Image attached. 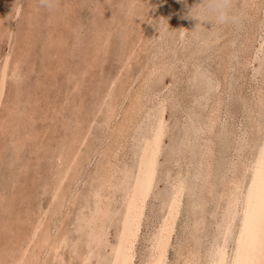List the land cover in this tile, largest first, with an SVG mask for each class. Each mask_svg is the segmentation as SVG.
<instances>
[{
	"label": "rangeland",
	"instance_id": "1",
	"mask_svg": "<svg viewBox=\"0 0 264 264\" xmlns=\"http://www.w3.org/2000/svg\"><path fill=\"white\" fill-rule=\"evenodd\" d=\"M51 3L48 7L41 0H0V264H12L18 245L39 218L42 224L37 231L36 244L46 232L53 238L66 235L59 250L63 255L53 259L45 247L40 259H47L48 264H103L110 247L108 243L114 241L116 234L123 182H119L106 199L104 232L101 230L103 234L98 237L103 241L106 236L107 243L102 244L96 238L99 240L96 244L88 245L84 233L87 229L83 227L85 220L79 219L82 209L84 214H90L89 206L93 208L92 192L100 180L104 153L113 141L111 134L123 122L130 95L139 88L142 75L156 65L158 68L155 67L149 78L148 90L171 83L163 111L167 126L163 142L168 145L185 126L184 118L188 117L192 96L203 88L204 81L194 83L195 70L205 69L207 75L214 77L223 69L227 70L228 78L220 86V95L225 92L227 95L231 91L227 86L236 79L238 84L230 85L237 86L238 90L243 88L248 76L246 38L250 35L254 15L250 7L243 10L235 7L234 17L241 16L243 11L239 21L233 19L228 24L215 25L202 21L199 33L207 35L217 29L220 38L210 39L197 53L193 27L195 16L201 15L202 0H51ZM156 3L164 4L156 6L159 8L149 17ZM234 4L241 5L238 0ZM186 20L191 21L186 24ZM182 24L186 27L185 40L183 37L180 41L176 38ZM174 57L180 60H172ZM16 59L24 63L18 62L17 76L11 73ZM260 59L262 53L254 62L256 66L264 57ZM115 102L119 105L113 115ZM82 137L77 147L78 158L72 161L57 187V179L65 172L71 157L64 160L59 154L68 150L69 156L75 140ZM127 140L116 163V174H121L122 165L129 167L133 163L134 147L131 137ZM157 177L152 199L159 193L162 197L165 190L166 181L160 175ZM206 205L198 210L205 211ZM154 208L149 203L148 217L154 216ZM198 233L201 236L203 231ZM81 235L85 241H80ZM89 248L87 262H83L81 255Z\"/></svg>",
	"mask_w": 264,
	"mask_h": 264
},
{
	"label": "bare ground",
	"instance_id": "2",
	"mask_svg": "<svg viewBox=\"0 0 264 264\" xmlns=\"http://www.w3.org/2000/svg\"><path fill=\"white\" fill-rule=\"evenodd\" d=\"M235 1L237 0H234V3ZM238 1L240 2L241 5H248V7L251 8V11L254 15L253 25L250 35H248V37L246 38L248 42L247 53H246V67H247L246 73L248 76L247 79L244 77L245 79H244L243 88L239 87L240 89L238 90L237 86L235 87L234 85H230L231 83H234L236 85L238 84L237 82H235L237 81V79L233 81L231 79L232 82L229 84L230 86L225 85L228 87L227 89L231 91L227 95H224L227 92L223 94L224 96L220 95V86L222 85L223 82H225V79L228 78L227 70L223 69L220 75L218 76L215 75V77L212 75H208L213 82L212 86L209 87L206 82L202 84L203 86L202 85L198 86L200 88L202 86L203 90L200 89L201 92L194 94L192 96L189 105L190 108L188 107V114H187L188 117L187 119L184 118L185 126H183L182 131L179 132L178 135L177 134L174 135L172 139H170L171 141L170 144L168 145H164L163 136H162L160 148H159V155L157 157L155 173L150 179V188L144 193L142 198L138 197L137 201L133 200V194L138 193L137 178L141 177V180L143 179L141 173V157L144 154V147H145L144 141L147 139V134L149 132V129L153 125L159 126L161 121H163L164 128L166 129L167 127L166 120L163 117V111H165L164 107L166 104L164 103L162 105L161 102L162 101L166 102V99L170 93L171 83L166 84L164 82L165 85L163 84L161 87L148 90L147 84L150 80L149 78L151 77L155 67L156 69L158 68L156 65H153V69L151 67V69L150 70L148 69L149 71H147L145 75H142L139 88L130 95L129 104L124 111L123 122H121L118 128H116L113 134H111V136L114 135L113 141L110 144V146L107 147V150L104 153V161L102 162L101 173L99 176L100 180L92 192L93 208L90 207L91 205L89 206L90 214H84V211L82 209L81 217L79 219V220L81 219L85 220L84 221L85 226L83 225L82 226L86 227L87 230L86 229L85 230L87 232H84V230L82 232L87 234L86 235L87 236L86 238H88L87 244L88 245L90 243L92 245L96 244L95 242L97 241L96 238H99L100 237L99 235L103 234L102 232H104L102 228H103V223L106 220L103 219L104 218L103 216L106 214V210H104V208H106L105 204L108 194L110 191H112L115 187L118 186L119 182H123L124 190L121 199L119 198L121 200V205L119 204L120 208L117 206L119 208V213L117 220L118 222H116L117 227H115L117 228L115 230L116 234L114 235L115 232L113 231L112 234L115 236V238L112 243H108L110 247L108 251L105 253L106 255L102 252V254L106 256V259L104 258L105 261H103V264H198V261L201 258L200 253H201L202 245L207 235L212 232L213 226L215 224V220H214L215 201L218 199L219 195L226 190V187L231 179V169L233 166V161L237 155L236 136L240 133L241 129L243 128L245 131H247V133L252 139L258 138L260 133L261 112H262V107H264V71H262V69H264V59H263L264 30H262L261 28V21L262 19H264V16H262L261 0H238ZM157 4L158 3L152 5L151 14L149 17L152 16L155 8H159L156 6H160L161 4L164 3H160V5ZM197 16H195L194 18L195 22L193 28H194V33L196 32V36L194 38L196 39L195 48L198 53V51L201 50L202 45L204 46V43L206 44L209 43L210 39L212 40L215 39L214 41H216L217 39L219 40L220 35H218V31H216L217 29L213 31L211 30V33L209 32L210 34L206 33L207 35H203V33H199V28L201 26L202 21L199 20ZM187 20L185 22L186 24H188V22L191 21L189 20L187 22ZM184 28L186 27H184V24H182L178 32V37L176 39L182 41L181 39L184 37L185 40ZM191 30H192V26H191ZM24 45L25 43H23V46ZM133 45L134 48L135 44ZM193 53L194 52H192V54ZM261 53L263 60L260 59L262 60V62H260L256 66L254 62L256 58L260 56ZM16 57L17 56H15V58ZM21 59L23 60V58ZM189 59L190 58H188V60ZM17 60L18 59L14 60L15 61V63L13 64L14 67L13 69H11L12 70L11 73L14 74L15 76L19 75L18 70H19V64L21 63L20 59L19 61ZM172 60L179 61L180 58L174 57V59ZM18 62L20 63L18 64ZM168 62L170 61L168 60ZM178 65L180 66V64ZM5 69L6 67H4L3 71H5ZM198 70L203 73H206L205 69L203 70L199 68ZM198 70H195L192 76L194 83H199V80L197 79ZM9 79L7 77V80ZM190 80L192 79L190 78ZM16 88L17 87H15V89ZM1 89L2 88H0V91ZM212 95L215 96L211 97ZM126 97L128 98L127 95ZM209 98L212 99L211 102H209L210 101ZM118 103L119 102H115L114 106L111 105L113 115H115L114 112L117 111L116 108L119 105ZM195 103H197L200 106L204 105L205 107L203 106V108H200V106L199 107L197 105L194 106ZM205 104L208 105L206 106ZM108 136L110 135H107V137ZM128 137H131V141H132L131 146L134 147L133 163L129 167L122 165L119 170V173L121 174H118V172L116 174L114 173L116 169V163L119 160L120 151L122 150L123 146L126 144V141L130 140V139L127 140ZM81 140H83V137L79 140H75L76 144L74 145V148L70 151L69 156L67 155L68 150L64 151L65 154L64 153L59 154L60 157L63 158L64 160H67L68 157L70 156L71 157L68 163L66 164L65 172L57 179L56 182L57 187L63 181L65 174L70 169L72 161L76 159V157L78 158V152H77L79 148L78 143L82 142ZM185 141L189 142L187 148L182 154H178L174 149H176L180 144L184 143ZM213 141H216L217 144L216 143L213 144ZM250 151L251 150H249V152ZM131 155L132 154H130V157ZM130 157L128 156L127 158L129 159ZM181 174H183V176L186 177L188 191L184 194L182 199L177 201L175 214L170 217V212H172L173 199L175 196L174 185L176 183L177 177ZM159 175L161 179H164L166 181V184L164 182L165 184V188H164L165 190L163 192L164 194L163 195L161 194L162 197L160 196V193L159 195H154L155 199H152L154 187L157 182L156 180H158L157 176ZM73 185L72 186L70 185L71 186L70 188H72ZM88 195L86 196V198L88 197ZM118 202L120 201L118 200ZM149 203H151V205L155 207L154 209H156L154 216L152 217H148L146 214V208L148 207ZM205 203L207 204L205 211L200 212L198 209L202 208V206H204ZM46 206L48 208V205ZM85 208L86 207H84V209ZM40 209L42 210V208ZM41 215L43 216V214ZM112 215L110 216L113 217L114 215L113 216ZM190 215L191 217H189ZM110 216L107 219H109ZM115 218L117 219V217H114V219ZM111 220H108V222ZM111 222L113 224V221ZM41 224L42 221L40 220V218L37 220V222L33 224L31 231L26 235L22 243L18 245V250L16 251L17 253L14 256V258L12 259V264H48L47 259H40L41 257H39L40 254L42 253L41 251L45 247L50 250L51 252L50 255L51 258L53 259H57L59 255H63L59 253V250L62 244L64 243V241L66 240L65 234H61L60 236L53 238L52 236L51 237L49 236L50 232L49 233L46 232L39 238V242L36 244L35 238L37 236V231L41 227ZM49 225H50V221H49ZM189 226L192 227L191 229H189L190 231L187 229V227ZM49 227L50 226H48V228ZM111 227L113 228V225ZM165 228L169 229V239L167 241V246L164 249L163 255L161 256V254L156 250V242L161 230ZM200 229L203 231L201 236L198 235L199 234L198 232L201 231ZM75 230H77V228ZM126 231L130 239L127 242V246L122 249L121 240L122 237L125 235ZM107 232L106 234H110ZM81 234L83 235V233ZM82 235H81V239L82 237H84ZM113 235H111L112 240L114 237ZM79 238L80 237L78 236V239ZM105 238L107 237L104 236L103 241L106 240ZM84 239L80 241H85ZM103 241H101L102 244H104ZM108 244L105 245L108 246ZM97 245H99V243ZM89 250L90 248L83 253V256L81 255L83 262H87L86 260L88 259L89 256L88 255ZM95 250L96 249H94V251ZM170 250H172V252H170ZM117 251H120L119 257L117 256ZM136 256H138L137 260H136ZM93 257L95 258V256ZM99 260H101V258ZM99 260L97 259V261Z\"/></svg>",
	"mask_w": 264,
	"mask_h": 264
},
{
	"label": "snow or ice",
	"instance_id": "3",
	"mask_svg": "<svg viewBox=\"0 0 264 264\" xmlns=\"http://www.w3.org/2000/svg\"><path fill=\"white\" fill-rule=\"evenodd\" d=\"M233 7L247 8L248 5ZM262 16H264V0H261ZM242 15L233 19L239 21ZM215 25V21H213ZM264 30V19L261 21ZM264 71V69H262ZM197 79L212 86L211 78L197 71ZM164 101L161 102L163 105ZM165 133L163 121L159 126L153 125L144 141V154L141 157V177L137 178L138 193L133 200L142 198L150 188V179L155 173L161 138ZM188 141L174 149L182 154ZM237 155L231 169V179L226 190L215 201V224L207 235L201 248L198 264H264V107L261 112L260 133L252 139L243 128L236 136ZM249 150H251L249 152ZM175 196L172 212L175 214L176 203L188 191L187 180L183 174L177 177L174 185ZM130 237H122V249L127 246ZM169 239V229H162L156 242V250L163 255ZM120 251H117L119 257Z\"/></svg>",
	"mask_w": 264,
	"mask_h": 264
},
{
	"label": "clouds",
	"instance_id": "4",
	"mask_svg": "<svg viewBox=\"0 0 264 264\" xmlns=\"http://www.w3.org/2000/svg\"><path fill=\"white\" fill-rule=\"evenodd\" d=\"M48 7L52 6L51 0H41ZM234 0H202L200 6L201 15L197 16L201 21H215V24H228L234 18Z\"/></svg>",
	"mask_w": 264,
	"mask_h": 264
}]
</instances>
